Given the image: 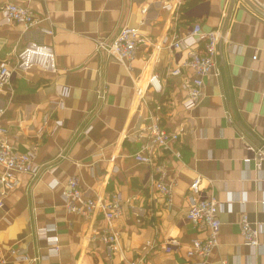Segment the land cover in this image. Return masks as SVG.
Wrapping results in <instances>:
<instances>
[{"label": "crops", "instance_id": "1", "mask_svg": "<svg viewBox=\"0 0 264 264\" xmlns=\"http://www.w3.org/2000/svg\"><path fill=\"white\" fill-rule=\"evenodd\" d=\"M6 2L27 5L54 33L40 34L37 25L26 30L0 11V63L15 61L16 52L36 39L52 47L57 70L46 73L34 66L0 86L5 140L45 167L38 177L18 173L15 186H0L5 203L0 250L45 253L48 241L36 231L47 224L56 225L48 234H57L60 245L57 256L36 263L8 256V264H127L137 258L143 264H185L191 238L207 233L185 216L188 186L196 175L202 193L224 203L210 264H264V231L255 248L240 232L243 213L264 224V170L257 171L248 147H264V10L259 0H0V7ZM194 23L204 30L219 28L221 36L218 74L204 77V94L193 108L184 107L186 85L194 75L184 63L197 46L140 45L130 69L94 48L96 37L110 38L125 25L160 43L173 34L186 37ZM177 66L181 73L170 74ZM152 73L161 80L160 93L147 87ZM98 90H104L103 99ZM152 121L179 137L166 149L151 150L155 162L164 165L165 179L174 181L171 204L154 184V164L134 158L142 141L133 134ZM71 177L90 196L122 197L116 221L121 249L111 258L101 238L102 214L82 216L65 206L62 193ZM169 239L180 244L171 248Z\"/></svg>", "mask_w": 264, "mask_h": 264}, {"label": "built area", "instance_id": "2", "mask_svg": "<svg viewBox=\"0 0 264 264\" xmlns=\"http://www.w3.org/2000/svg\"><path fill=\"white\" fill-rule=\"evenodd\" d=\"M258 6L264 10V0H259ZM0 11L6 19L22 24L26 30L37 25L36 27L40 34L53 35L54 33L51 27L41 24L42 18H36L27 5L6 2L0 7ZM44 19H47V16H44ZM220 36L219 28L204 30L199 23H194L186 37L173 34L171 40L164 37L158 43L142 34L138 27L125 25L110 38L96 37L94 39V48L97 53L112 57L130 69L131 61L140 45L154 48H160L161 46L179 48L185 43L190 47L197 46V48L190 50L189 59L184 63V66L190 67L194 73L192 81L186 85L187 96L184 101V107L193 108L204 94V77L211 72L218 74L215 55ZM34 66L39 67L46 73H54L57 70L52 47L43 41L31 39L16 52L15 61L12 63L8 61L0 63V86L10 84L13 76L25 73ZM179 73H181L179 66L170 70L172 75ZM148 86L156 93H160L163 90L161 80L156 73H152L148 77ZM136 92L139 95L143 94V90L139 86H136ZM97 96L103 99L104 90H98ZM2 113L3 110L0 109V117ZM7 132L8 128L0 122V186L4 188L17 184L18 173H27L32 177H38L45 168H43L42 164L35 162L31 152L19 150L8 143L4 138ZM133 137L142 141L140 148L134 154V158L146 165L154 164L157 174L153 178L154 184L164 196L165 203L171 204L174 181L165 179L164 165L155 162L151 150L155 146L162 149L168 148L172 142H176L179 139L177 132L166 129L158 121H152L139 128L133 134ZM248 147L251 152L255 153L257 171L264 170V147L257 148L255 151L251 146ZM175 154L180 156V152L177 150H175ZM250 159V157H246L244 161L249 162ZM51 168V166L46 167L49 170ZM200 183V175H196L189 183L186 195L189 206L185 216L194 226L205 228L207 233L204 238H191L185 250L189 261L185 264H210V256L218 245V233L221 225L219 213L224 209V203L213 195L203 194L200 189ZM62 196L65 206L70 212L82 216H89L95 211H99L102 214L104 226L101 230V238L105 242V250L109 258L112 257L115 249H121L116 230V221L122 213V197L120 194L109 193L106 196L105 194L97 193L95 196H90L86 191L82 190L78 179L71 177L68 179ZM4 206L5 203L0 197V209H3ZM262 225L264 224L251 222L245 213L240 219V232L245 242L252 248L260 245L259 234L264 231V226ZM55 228V224H47L37 228L38 238H44L48 241V248L45 253L29 255L17 250L15 247H9L6 252L0 250V264H8V256L28 263H36L57 256L60 252L58 236L57 234H48V232L54 231ZM166 244L173 248L178 247L180 243L178 240L169 239ZM127 264H143V261L142 258L131 259L127 261Z\"/></svg>", "mask_w": 264, "mask_h": 264}, {"label": "water", "instance_id": "3", "mask_svg": "<svg viewBox=\"0 0 264 264\" xmlns=\"http://www.w3.org/2000/svg\"><path fill=\"white\" fill-rule=\"evenodd\" d=\"M246 2H248V0H245Z\"/></svg>", "mask_w": 264, "mask_h": 264}]
</instances>
